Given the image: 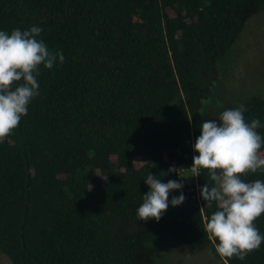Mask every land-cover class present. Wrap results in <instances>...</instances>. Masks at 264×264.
Wrapping results in <instances>:
<instances>
[{
  "label": "trees",
  "instance_id": "trees-1",
  "mask_svg": "<svg viewBox=\"0 0 264 264\" xmlns=\"http://www.w3.org/2000/svg\"><path fill=\"white\" fill-rule=\"evenodd\" d=\"M261 11L264 0H0V30L37 25L65 57L40 66L39 96L0 140V250L14 264H162L161 241L217 255L203 231L215 202L184 182L159 221L136 209L148 173L180 180L192 165L199 124L218 117L202 108L219 60ZM243 105L264 125L263 97ZM198 179L214 183L207 170ZM254 223L261 232L264 214ZM222 260L264 264V243Z\"/></svg>",
  "mask_w": 264,
  "mask_h": 264
},
{
  "label": "clouds",
  "instance_id": "clouds-1",
  "mask_svg": "<svg viewBox=\"0 0 264 264\" xmlns=\"http://www.w3.org/2000/svg\"><path fill=\"white\" fill-rule=\"evenodd\" d=\"M42 31L37 25L10 32L0 30V140L18 126L31 101L39 96L40 66L52 69L65 60L62 51L49 49L40 38ZM245 111L241 104L225 108L215 119L203 120L200 134L191 145L197 154L192 157L189 177L199 176L203 169L214 182L207 181L199 189L201 198L216 206L206 218L203 231L214 240L215 252L222 259L244 260L264 243V234L254 223L264 214V180L242 179L247 173L264 171L260 155L264 135L257 131L264 125L258 118L246 121ZM144 181L148 191L136 209L139 221H159L170 205L176 207L185 200L182 180L163 182L150 172ZM172 190L179 195L169 199Z\"/></svg>",
  "mask_w": 264,
  "mask_h": 264
},
{
  "label": "rangeland",
  "instance_id": "rangeland-1",
  "mask_svg": "<svg viewBox=\"0 0 264 264\" xmlns=\"http://www.w3.org/2000/svg\"><path fill=\"white\" fill-rule=\"evenodd\" d=\"M220 75L204 100L202 110L218 116L225 108L238 107L253 96L264 98V11L253 15L237 41L219 60ZM264 158V157H262ZM261 234H264V226ZM164 248L162 264H226L211 248L190 253L184 246ZM0 264H14L0 250Z\"/></svg>",
  "mask_w": 264,
  "mask_h": 264
},
{
  "label": "built area",
  "instance_id": "built-area-1",
  "mask_svg": "<svg viewBox=\"0 0 264 264\" xmlns=\"http://www.w3.org/2000/svg\"><path fill=\"white\" fill-rule=\"evenodd\" d=\"M192 142V138L190 137L187 141V143H191ZM191 167V166H190ZM190 167H179L177 168V175L178 178L180 180H182L184 182L185 185H189V190L193 191V198L195 200H198L199 203L202 205L203 203V199L200 196V186H202L203 184L199 182L198 176H193V177H189L191 175V170ZM184 177H181V176Z\"/></svg>",
  "mask_w": 264,
  "mask_h": 264
}]
</instances>
